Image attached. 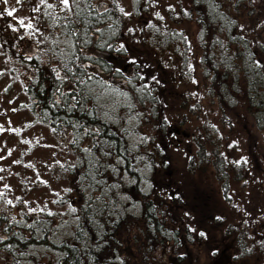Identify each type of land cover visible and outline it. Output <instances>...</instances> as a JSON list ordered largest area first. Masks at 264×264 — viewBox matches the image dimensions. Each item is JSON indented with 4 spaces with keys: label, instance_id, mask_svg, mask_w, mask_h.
<instances>
[{
    "label": "trees",
    "instance_id": "16d2710c",
    "mask_svg": "<svg viewBox=\"0 0 264 264\" xmlns=\"http://www.w3.org/2000/svg\"><path fill=\"white\" fill-rule=\"evenodd\" d=\"M95 1L80 0L70 12L48 2L39 7L40 27L10 37L5 71L20 80L28 110L71 154L58 169L76 199L56 212L19 206L15 213L0 191V254L15 264L31 248L50 251L56 264H176L165 257L180 231L159 215L164 203L151 179L160 164L154 168L151 155L156 137L144 128L169 126L155 72L122 42L121 9L98 10ZM261 7L264 0H186L179 8L196 25L207 94L244 90L257 125L264 122ZM244 15L255 18L256 33L242 28ZM3 37L0 28L1 43Z\"/></svg>",
    "mask_w": 264,
    "mask_h": 264
},
{
    "label": "rangeland",
    "instance_id": "374dc122",
    "mask_svg": "<svg viewBox=\"0 0 264 264\" xmlns=\"http://www.w3.org/2000/svg\"><path fill=\"white\" fill-rule=\"evenodd\" d=\"M53 1L60 3L0 2L4 35L0 41V191L15 213L19 206L56 212L64 209L66 199L69 203L76 199L70 177L68 187V178L58 169L71 154L59 148L48 125L28 110L20 80L5 71L10 37L20 35L17 29H26L29 23V29L40 27L39 7ZM98 1L123 9L126 36L122 42L155 72L169 123L162 125V132L158 124L144 127L156 137L151 155L154 168L160 164L151 179L164 203L158 207L159 215L169 219L181 237L170 249L173 255L164 256L165 262L260 264L264 256V122L257 125L252 119L244 101L247 93L241 90L232 97L230 87L221 96L207 94L196 25L179 12L186 0ZM257 8L254 5L252 10ZM8 11L14 15L8 16ZM240 19L244 30L257 32L253 16ZM71 218L69 214V222ZM20 255L18 264H56L54 254L43 249L31 248L26 256L25 252ZM0 264L15 263L1 253Z\"/></svg>",
    "mask_w": 264,
    "mask_h": 264
},
{
    "label": "snow or ice",
    "instance_id": "6c2138e0",
    "mask_svg": "<svg viewBox=\"0 0 264 264\" xmlns=\"http://www.w3.org/2000/svg\"><path fill=\"white\" fill-rule=\"evenodd\" d=\"M0 2H3V3H5V4H7V2H8V0H0ZM17 2L19 3V2H21V0H17ZM44 2H46V0H42V3H44ZM79 2H80V0H71V4H70V0H60V4L63 6L62 7V11H64V10H67V11H72V6L73 5H78L79 4ZM49 8H51V7H53V5H51V4H49V5H47ZM36 11H38L39 9H35ZM121 11L123 12V9H121ZM77 15L79 14V13H76ZM7 15L8 16H13L14 15V12L13 11H8L7 12ZM125 15H128V13H125ZM158 15V14H157ZM19 23L21 24V25H23L24 24V21L23 20H20L19 21ZM27 27L28 28H31L32 27V25L29 23L28 25H27ZM15 30V29H14ZM131 31V30H130ZM9 203H11V201H9ZM73 211H74V209H73ZM51 214V213H50ZM200 235L201 236H204L205 234L204 233H200Z\"/></svg>",
    "mask_w": 264,
    "mask_h": 264
},
{
    "label": "water",
    "instance_id": "95a60500",
    "mask_svg": "<svg viewBox=\"0 0 264 264\" xmlns=\"http://www.w3.org/2000/svg\"><path fill=\"white\" fill-rule=\"evenodd\" d=\"M108 3L105 1H98L96 7L98 10H104L107 7Z\"/></svg>",
    "mask_w": 264,
    "mask_h": 264
}]
</instances>
